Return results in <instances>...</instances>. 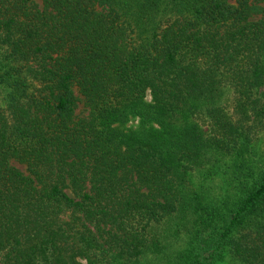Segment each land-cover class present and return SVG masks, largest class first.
Wrapping results in <instances>:
<instances>
[{"label": "trees", "instance_id": "trees-1", "mask_svg": "<svg viewBox=\"0 0 264 264\" xmlns=\"http://www.w3.org/2000/svg\"><path fill=\"white\" fill-rule=\"evenodd\" d=\"M0 88V264H264V0H0Z\"/></svg>", "mask_w": 264, "mask_h": 264}, {"label": "rangeland", "instance_id": "rangeland-1", "mask_svg": "<svg viewBox=\"0 0 264 264\" xmlns=\"http://www.w3.org/2000/svg\"><path fill=\"white\" fill-rule=\"evenodd\" d=\"M36 4L41 6V1L42 0H33ZM7 89H1L0 88V101L3 99L4 95L6 94ZM146 100H150V95L147 93ZM83 105L80 102L77 111L82 110ZM234 116L236 118L242 117L241 111L236 110L234 113ZM244 121H247L246 118ZM139 124V119L137 117H131L125 124L124 126L126 127H136ZM250 139L251 142L249 145L252 146L251 148V158L253 159L254 163L259 166L264 168V119L263 121L259 124L256 125L250 132ZM207 174V179H206V184L211 187L209 189L214 192H223L228 190V181H227V173L222 174L220 171L217 173H206ZM227 259H224L222 263L219 264H231L226 261ZM226 261V262H225ZM225 262V263H224Z\"/></svg>", "mask_w": 264, "mask_h": 264}]
</instances>
